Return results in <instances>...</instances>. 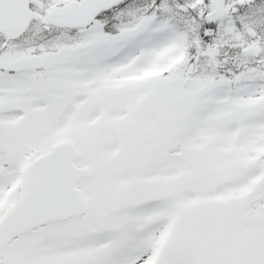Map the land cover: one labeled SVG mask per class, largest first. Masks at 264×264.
<instances>
[{"label": "snow or ice", "instance_id": "snow-or-ice-1", "mask_svg": "<svg viewBox=\"0 0 264 264\" xmlns=\"http://www.w3.org/2000/svg\"><path fill=\"white\" fill-rule=\"evenodd\" d=\"M0 264H264V0H0Z\"/></svg>", "mask_w": 264, "mask_h": 264}]
</instances>
